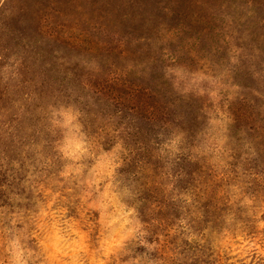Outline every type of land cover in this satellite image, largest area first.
<instances>
[{
	"label": "rangeland",
	"instance_id": "obj_1",
	"mask_svg": "<svg viewBox=\"0 0 264 264\" xmlns=\"http://www.w3.org/2000/svg\"><path fill=\"white\" fill-rule=\"evenodd\" d=\"M13 240L264 264V0H0V261Z\"/></svg>",
	"mask_w": 264,
	"mask_h": 264
},
{
	"label": "clouds",
	"instance_id": "obj_2",
	"mask_svg": "<svg viewBox=\"0 0 264 264\" xmlns=\"http://www.w3.org/2000/svg\"><path fill=\"white\" fill-rule=\"evenodd\" d=\"M32 252L20 242L13 240L7 244L6 260L0 264H30Z\"/></svg>",
	"mask_w": 264,
	"mask_h": 264
},
{
	"label": "trees",
	"instance_id": "obj_3",
	"mask_svg": "<svg viewBox=\"0 0 264 264\" xmlns=\"http://www.w3.org/2000/svg\"><path fill=\"white\" fill-rule=\"evenodd\" d=\"M28 96H30V99L32 98V96H31V95H27V97H28ZM27 97H26V98H27ZM19 122H22V119H20V121H19Z\"/></svg>",
	"mask_w": 264,
	"mask_h": 264
}]
</instances>
